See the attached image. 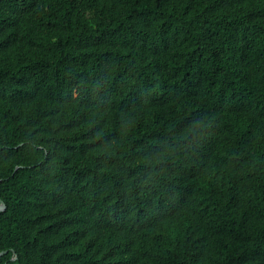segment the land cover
I'll return each mask as SVG.
<instances>
[{
	"label": "trees",
	"instance_id": "16d2710c",
	"mask_svg": "<svg viewBox=\"0 0 264 264\" xmlns=\"http://www.w3.org/2000/svg\"><path fill=\"white\" fill-rule=\"evenodd\" d=\"M0 264H264V0H0Z\"/></svg>",
	"mask_w": 264,
	"mask_h": 264
},
{
	"label": "water",
	"instance_id": "95a60500",
	"mask_svg": "<svg viewBox=\"0 0 264 264\" xmlns=\"http://www.w3.org/2000/svg\"><path fill=\"white\" fill-rule=\"evenodd\" d=\"M6 209V205L3 201L0 200V211H3ZM5 252H2L0 253V258L2 257V255L4 254Z\"/></svg>",
	"mask_w": 264,
	"mask_h": 264
}]
</instances>
